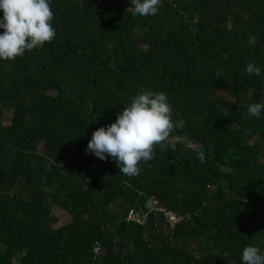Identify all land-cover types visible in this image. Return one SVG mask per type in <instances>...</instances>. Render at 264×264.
Here are the masks:
<instances>
[{"label":"trees","instance_id":"trees-1","mask_svg":"<svg viewBox=\"0 0 264 264\" xmlns=\"http://www.w3.org/2000/svg\"><path fill=\"white\" fill-rule=\"evenodd\" d=\"M50 4L54 41L0 60V264H242L244 247L264 251V114L247 112L264 101V0H163L149 17L130 0ZM144 90L186 123L128 178L86 149ZM150 197L190 217L171 239L153 217L125 220ZM54 209L68 215L57 228Z\"/></svg>","mask_w":264,"mask_h":264},{"label":"clouds","instance_id":"clouds-1","mask_svg":"<svg viewBox=\"0 0 264 264\" xmlns=\"http://www.w3.org/2000/svg\"><path fill=\"white\" fill-rule=\"evenodd\" d=\"M163 0H130L133 16H155ZM0 60L15 61L26 52L43 49L45 44L56 38L52 25L54 12L50 0H0ZM249 76L261 75L255 63L245 67ZM249 116L259 119L264 114V101L247 105ZM183 119L176 120L165 92L144 90L137 94L128 106L117 113L114 123L98 128L92 134L86 153L100 160L109 157L119 167L120 173L128 178L139 176L141 164L155 159L157 146L167 150L173 134L185 127ZM173 150L176 142L171 144ZM202 161L203 152L198 155ZM242 264H264V251L248 245L242 252Z\"/></svg>","mask_w":264,"mask_h":264},{"label":"built area","instance_id":"built-area-1","mask_svg":"<svg viewBox=\"0 0 264 264\" xmlns=\"http://www.w3.org/2000/svg\"><path fill=\"white\" fill-rule=\"evenodd\" d=\"M149 217L154 218L153 224L155 227L169 239L173 236L174 228L190 218L188 215L177 214L172 210L166 209L154 197H150L140 211L130 208L125 216V220L146 227ZM93 249L95 253H98L100 245L96 243Z\"/></svg>","mask_w":264,"mask_h":264},{"label":"rangeland","instance_id":"rangeland-1","mask_svg":"<svg viewBox=\"0 0 264 264\" xmlns=\"http://www.w3.org/2000/svg\"><path fill=\"white\" fill-rule=\"evenodd\" d=\"M9 117H10V111L5 110V114L3 117V123H8ZM53 215L58 218V221L56 224L53 225V228H57V227L61 226L62 224L66 223L68 220V215L59 209H54Z\"/></svg>","mask_w":264,"mask_h":264}]
</instances>
